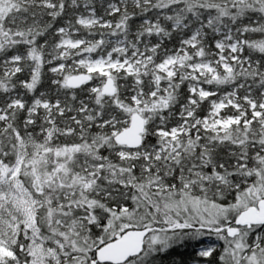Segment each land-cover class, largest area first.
Instances as JSON below:
<instances>
[{
    "label": "snow or ice",
    "instance_id": "1",
    "mask_svg": "<svg viewBox=\"0 0 264 264\" xmlns=\"http://www.w3.org/2000/svg\"><path fill=\"white\" fill-rule=\"evenodd\" d=\"M0 264H264V0H0Z\"/></svg>",
    "mask_w": 264,
    "mask_h": 264
}]
</instances>
